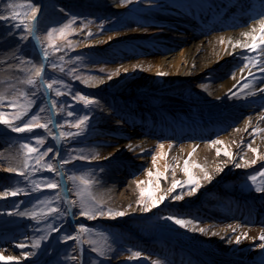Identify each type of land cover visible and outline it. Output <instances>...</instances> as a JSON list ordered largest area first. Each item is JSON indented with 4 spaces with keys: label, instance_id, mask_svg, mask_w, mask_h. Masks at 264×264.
Returning <instances> with one entry per match:
<instances>
[{
    "label": "bare ground",
    "instance_id": "6f19581e",
    "mask_svg": "<svg viewBox=\"0 0 264 264\" xmlns=\"http://www.w3.org/2000/svg\"><path fill=\"white\" fill-rule=\"evenodd\" d=\"M2 1L0 15L8 17ZM31 1L39 9L37 27L45 11H51L55 17L63 16L58 3ZM59 1L67 10L88 16H94L96 10L110 13L121 8L120 0ZM218 1L168 0L177 13L172 11L151 19L162 29L165 46H174L170 57L158 49L136 61L130 43L142 42L144 46L146 43L141 40L139 30L108 36L103 39L104 45H97L99 41L89 44L95 49L98 46L111 59L124 57L128 62L115 66L117 71L111 79L94 77L87 82L89 94H97L106 100L105 103L96 102L93 124L88 127L97 152L93 163L103 167L94 182V196L112 213H126L122 217H112L107 213L102 221L112 223L128 241L142 247L146 258L153 264H162L155 257L159 252L178 264H184L182 259L192 264H264V249L259 247L264 240L258 238L264 234V191L254 189L245 192L238 185L239 181H249V177L255 176L260 187H264V175H261L264 172V92L259 91L264 89V72L260 71L264 64L254 65L255 61H264V53L259 49L251 51L234 47L238 41L241 45L250 44L251 35L246 37L243 33L255 35L253 29L258 32L264 18L258 17L257 22L246 21L241 27L224 25L223 30L209 35L207 30H216L218 25H223L213 13L212 20L210 17L204 20L206 12ZM247 3L253 6L249 13L261 11L255 0ZM31 14L25 20L30 19ZM191 16L196 18L200 28L187 38L180 34ZM12 25L10 18L0 20V80H7L22 63L16 58L24 47L22 36L16 29L18 27L13 29ZM24 33L37 43L26 31ZM180 49L184 51L178 52ZM23 54H26L25 50ZM34 60L33 76L35 69L45 63L38 45ZM161 72L166 75H157ZM3 85L1 81L0 92ZM183 88L188 90L185 94L182 93ZM45 89L44 92L47 91ZM149 92L160 98L157 110L152 111L145 106ZM192 101L202 107L200 115L191 122L174 119V113ZM49 106L53 110L50 102ZM114 106L118 113L111 111ZM130 113H135L137 118H131ZM56 121L53 114L52 123L45 131L57 152L61 148V140ZM11 136V130L0 125V256L14 258L0 260V264H24L27 256L22 249L26 243L17 234L19 224L15 223L22 216L19 214L22 211L11 210L8 201L14 196L4 195L13 191L10 181L16 175V172L6 169L16 168L20 163L17 152L8 146L7 139ZM216 140L222 143H211ZM250 148L257 149V152L253 153ZM218 149L220 155H217ZM225 150L232 154L231 159L223 154ZM153 156L156 157L155 163ZM186 160L190 173L201 187L192 195L187 194V185L179 187L171 195L184 194L182 200H173L168 195L152 208L151 201L166 195L173 180H187L183 172ZM252 160L256 163L252 164ZM194 164L201 167H193ZM237 164L241 167H236ZM56 167L59 169L62 196L69 208L68 225L75 229L77 219L73 218L67 199L70 193L68 183L63 179L60 166ZM218 168L222 171H217ZM157 172L163 174L159 179ZM205 172L212 177L211 181L204 179ZM141 188L144 194L154 188L155 195L139 206L137 201ZM203 195L206 198L201 199ZM144 207L150 210L144 212ZM169 216L206 221L201 226L205 231H198L200 228L194 221L180 227L174 220L167 219ZM86 222L87 225L95 223L91 220ZM245 232L247 238L235 243V237ZM20 244L24 247H18ZM79 247L82 256L81 244Z\"/></svg>",
    "mask_w": 264,
    "mask_h": 264
},
{
    "label": "rangeland",
    "instance_id": "374dc122",
    "mask_svg": "<svg viewBox=\"0 0 264 264\" xmlns=\"http://www.w3.org/2000/svg\"><path fill=\"white\" fill-rule=\"evenodd\" d=\"M2 2L7 9V16L10 17L13 11L22 13L23 10L18 5L26 3V0L18 2L17 0H4ZM49 2L55 5L58 3L63 10V16L55 17L51 11L43 12L36 30V36L39 37V40L36 39L37 43L30 38L24 39V28L15 26L27 18L31 13L30 9H27V16L21 15L17 20L11 19L13 29L16 28L22 36L24 47L16 56L17 60L22 63L18 66L20 68H17L20 71L17 70L11 74L7 80H0V83L4 82L0 96L5 99L0 101V113L4 114L5 119L15 126H23V123L30 120L32 116H37V123H46L50 126L54 114L57 119L56 126L60 132L61 148L56 152L50 135L45 131L46 128H33L31 132L17 133L13 132L8 125L0 124L11 130L12 136L7 139L8 146L20 157V163L16 169L25 173L21 176L16 172V175L11 178L10 186L13 190L19 189L20 191L8 201L11 210H20L25 213L15 221L19 224L16 232L25 239L26 243L25 248L22 249L23 254L29 253L26 255L24 264H153L146 258L142 247L128 241L126 236L120 233L112 223L102 221L110 208L100 204L94 196V182L103 167L93 163L97 159V152L88 127L93 124L96 102L105 103L106 100L99 98L97 94H89L86 90L87 82L94 77L108 78L115 75L117 71L115 66L118 67L119 64L123 65L128 62L124 60V57L111 59L98 46L95 49L89 44L99 41L100 44L97 45H104L103 39L108 36L139 30L141 40L146 43L145 46L142 42L130 43L133 45L131 47L136 61L145 58L150 51L158 49L170 57V51L174 46H165L162 42L165 36L162 29L154 25L151 19L154 16H165L175 10L168 0H132L131 3L120 0V9L110 13L96 10L94 16H88L67 10L62 6L64 3L59 0ZM10 3L17 7L9 8ZM31 3L33 4L32 1ZM70 21L74 22L66 30L67 35L60 37L58 32L54 33L52 41L55 47H49L47 33L52 29H60ZM183 28L180 35L188 38L192 37L200 26L194 20L189 19L187 23H184ZM36 44L45 60L43 79L33 76ZM24 50L26 54H23ZM45 50L48 52L47 58L44 56ZM183 51L178 50L180 53ZM24 68L26 70H23ZM29 78L36 81L35 85L26 83ZM49 83H53V89L47 87ZM44 88L47 91L44 92ZM54 89L59 90L61 95L57 96ZM187 91V88H183L182 93L185 94ZM168 92L174 95V92ZM81 96L87 97L92 103L85 106L80 99ZM146 97L145 106L151 108L152 111L157 110L160 102L159 96L149 92ZM29 102H31L30 107H28ZM49 102L53 110L50 109ZM26 107L27 114L20 120H16L15 116L24 112ZM201 110L202 107L196 101H192L186 104L181 111L175 112L174 119L180 118L182 121L191 122L200 115ZM111 111L119 112L116 106L111 107ZM69 112L73 115L69 116ZM130 114L131 118H137L135 113V115ZM145 114L147 116V113ZM84 116L88 119L83 125L79 128L72 126ZM68 133H79V135L69 136ZM38 140H43V143H38ZM25 144L38 151L29 154L23 147ZM48 149L52 151L41 158V153ZM25 158L29 165L27 169L23 168ZM47 164L52 165V171L47 169ZM58 165L60 172L63 173V179L68 183L70 193L67 199L73 210V218L77 219L75 229L68 225L69 208L59 186V169L56 167ZM82 180L88 183L84 184ZM49 183L57 184V187L48 188L46 185ZM35 185H39V188L33 191ZM238 185L245 192H250L260 187V181L241 180ZM192 187L195 185H187L186 191ZM84 189L87 191L84 194V202L81 203L77 192ZM154 195L155 189L150 188L143 197L139 196V206L151 200ZM89 196L91 199L88 198ZM204 198H206L205 195L201 197V199ZM93 205L99 206L103 214L95 212L92 219H89L88 215H81V211ZM80 219L91 220L95 223L87 225L81 223ZM183 219L194 221L198 228L206 223V221L189 217ZM65 237H75V239H65ZM79 244L83 248L82 256H80ZM94 248L96 251H93ZM101 252L103 255H100ZM134 252H139L140 256L133 257ZM155 257L162 264H178L174 259H168L162 252ZM256 258L261 259V256Z\"/></svg>",
    "mask_w": 264,
    "mask_h": 264
},
{
    "label": "snow or ice",
    "instance_id": "6c2138e0",
    "mask_svg": "<svg viewBox=\"0 0 264 264\" xmlns=\"http://www.w3.org/2000/svg\"><path fill=\"white\" fill-rule=\"evenodd\" d=\"M127 3H131L132 0H126ZM9 8H14V7H17L13 4H9L8 5ZM19 8H21L23 11L22 13H18V12H15L13 11L12 15L10 17H6L4 15H0V20L2 19H13V20H17L20 18L21 15L23 16H27V9H30L31 10V18L28 19V20H21L20 21V24H17L15 25L16 27H23L24 30L28 33V36H32L33 38L39 40V37H37L35 35L36 33V28H37V20H38V11L39 9L33 5L31 3V0H26V3L24 4H20L18 5ZM74 21H70L69 24H66L64 25L63 27H61L60 29H52L50 30L48 33H47V39L49 41V47H55V45L53 44V41H52V38H53V34L58 32L60 37H64L67 35V32L66 30L69 29L71 27V24L73 23ZM253 32L256 33L255 35H252L250 33H243L244 36H249L251 35V43L250 44H244V45H241L240 42L238 41L236 43V45H234V47H243V48H247L251 51H255L257 49L260 50L261 53H264V48H262L261 46L264 45V19H261L260 21V29L259 31L257 32L256 29H253ZM89 35H91V33H89ZM24 39H27V36L23 37ZM111 39V38H110ZM44 56L45 58H47L48 56V52L47 50H45L44 52ZM248 59V58H246ZM255 64H264V61H255L254 62V65ZM247 66V65H245ZM127 71V70H125ZM260 71L264 72V67H261L260 68ZM43 66H40V67H37L35 69V76L40 78V79H43ZM157 75H166V73H157ZM112 77L109 76V79H111ZM27 84L29 85H35L36 81H34L33 79L29 78L27 81H26ZM53 83H56V81H53ZM53 83H49L47 85V87L49 89H53ZM56 95L59 96L61 95L60 91L59 90H56ZM259 91L261 92H264V89H259ZM4 99L3 96H0V101H2ZM80 99L83 101V103L85 104V106H88L92 103L91 100H89L87 97L85 96H81ZM31 106V102H29V105L28 107ZM27 114V107L25 108V111L22 112V113H18L16 116H15V119L16 120H20L22 118V116L26 115ZM69 116L73 115L72 112H69L68 113ZM37 116H32L30 120H28L27 122H24L23 123V126H15L14 124H12L9 120L5 119L4 118V114L3 113H0V124H6L8 125L11 130L13 132H17V133H20V132H31L33 130V128H47L48 127V124L46 123H37ZM88 117L87 116H84L80 119H78L75 124H73L72 126L73 127H77L79 128L81 125H83L86 121H87ZM262 119H264V117H262ZM51 122V121H49ZM67 135L69 136H72V135H79V133H68ZM38 143L42 144L43 143V140H38L37 141ZM212 144H221L222 142L219 141V140H216V141H212L211 142ZM24 148L27 149V152L30 154V153H33V152H37L38 149L36 148H33V147H30L29 145L25 144L23 146ZM161 148L163 147V145L160 146ZM171 147V146H170ZM195 150V149H193ZM250 150L253 152V153H256L257 152V149L255 148H250ZM52 149H48L46 152H43L41 153V158L43 156H47L48 155V152H51ZM225 156H228L230 159H231V156L232 154L230 152H228L227 150L224 151L223 153ZM161 155H166L165 153H161ZM217 155H220V151L219 149L217 150ZM189 156H191V153H189ZM105 159H107L108 157H104ZM156 161V157L153 156V163H155ZM39 163V160L37 161ZM64 163H67L68 161H63ZM252 164H255L256 163V160H252L251 161ZM29 167L28 165V160L27 158H25L24 162H23V168L27 169ZM47 169L49 171H52V165L51 164H47L46 165ZM193 167H197V168H200L201 166L199 164H194ZM236 167H241V165L237 164ZM167 168L168 166L166 165L165 166V170L167 171ZM6 171H9V172H17L18 175H25L24 172L22 171H19L18 169L16 168H8L6 169ZM201 171H203V168H201ZM217 171H222V169H217ZM183 172L184 174L187 176V180L181 182V181H178V180H173L172 184H171V187L168 189V193L166 195H161L158 197V199H153L151 201V207L154 208L158 205V203H162L168 195H171L172 193H174L176 191L177 188L179 187H183L184 185H195V187H192L190 188L189 192L187 193L188 195H192V194H195L197 192V190L201 187V185L199 184V181L190 173L189 171V167H188V161L186 160L184 162V168H183ZM149 176L152 175L151 172L148 173ZM157 179H159L163 174L162 173H159L157 172ZM261 175H264V172L261 173ZM251 180H253V182H255V179L256 177L255 176H251L249 177ZM204 179L206 180H209L211 181L212 177L209 176L206 172L204 173ZM82 183L84 184H87L88 182L87 181H83L82 180ZM140 183H143V182H140ZM48 188H56L57 187V184H54V183H49L46 185ZM139 186V184H138ZM37 188H39V185H35V187L33 188V191H35ZM20 190L19 189H16V190H13V191H9V192H6L4 195H12V196H15L18 194ZM87 190L84 189V190H81V191H78L77 192V195L81 198V203L84 202V194ZM256 191L258 192H261V191H264V187H257ZM140 195L141 197L144 196V189L141 188L140 190ZM89 199H91V197L89 196L88 197ZM171 198L173 200H182L184 198V194H175V195H171ZM137 203H140V201H137ZM150 208L149 207H144L143 208V211L144 212H147L149 211ZM95 212H100L101 214H103L102 210L100 209L99 206L97 205H93V207L91 208H86L85 210L81 211V215H88V218L89 219H92L94 218V214ZM89 213H92V214H89ZM20 215H25V213L21 212L19 213ZM108 214L112 217H122L124 215H126L125 212L123 211H118V212H115V213H112L111 210H108ZM167 219H170V220H174V222L179 225L180 227H186L187 224H191L192 221H185L183 219H178V218H174L172 216H169L167 217ZM230 228H232L231 225H229ZM239 227V226H237ZM233 231H235V228H232ZM198 231L200 232H204L205 229L204 228H200L198 229ZM213 235H216V233H213ZM247 233H242L241 235H237L235 237V243L239 244L241 242V239L242 238H247ZM260 240H264V234L260 235L258 237ZM65 239H75V237H65ZM223 239V237H222ZM255 239V238H254ZM34 246H38V245H34ZM18 247H24L23 244H20L18 245ZM260 248L264 249V243L260 244L259 245ZM93 251H96V249L94 248ZM25 255H29V253H25ZM100 255H103V253L101 252ZM133 257H139L140 256V253L139 252H134L133 254ZM10 260V259H14L13 257H4V256H0V260ZM155 264V262H154Z\"/></svg>",
    "mask_w": 264,
    "mask_h": 264
},
{
    "label": "water",
    "instance_id": "95a60500",
    "mask_svg": "<svg viewBox=\"0 0 264 264\" xmlns=\"http://www.w3.org/2000/svg\"><path fill=\"white\" fill-rule=\"evenodd\" d=\"M82 221V223H87V222H85V221H83V220H81Z\"/></svg>",
    "mask_w": 264,
    "mask_h": 264
}]
</instances>
